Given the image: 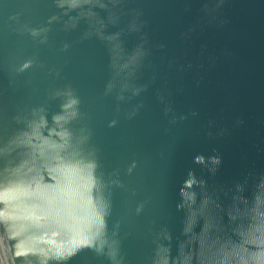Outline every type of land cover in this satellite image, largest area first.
Instances as JSON below:
<instances>
[{"label":"water","instance_id":"obj_1","mask_svg":"<svg viewBox=\"0 0 264 264\" xmlns=\"http://www.w3.org/2000/svg\"><path fill=\"white\" fill-rule=\"evenodd\" d=\"M0 264H264V0H0Z\"/></svg>","mask_w":264,"mask_h":264}]
</instances>
